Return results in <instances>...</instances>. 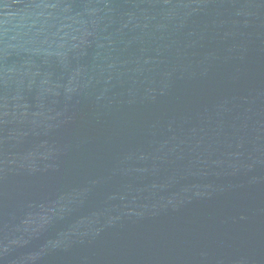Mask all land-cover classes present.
Instances as JSON below:
<instances>
[{
  "label": "water",
  "instance_id": "1",
  "mask_svg": "<svg viewBox=\"0 0 264 264\" xmlns=\"http://www.w3.org/2000/svg\"><path fill=\"white\" fill-rule=\"evenodd\" d=\"M0 264H264V0H0Z\"/></svg>",
  "mask_w": 264,
  "mask_h": 264
}]
</instances>
